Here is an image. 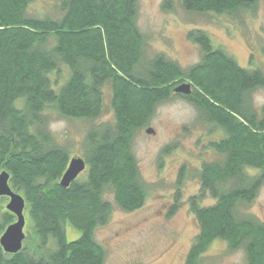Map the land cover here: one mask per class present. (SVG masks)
<instances>
[{
	"label": "trees",
	"instance_id": "trees-1",
	"mask_svg": "<svg viewBox=\"0 0 264 264\" xmlns=\"http://www.w3.org/2000/svg\"><path fill=\"white\" fill-rule=\"evenodd\" d=\"M35 1L0 0V173L25 199L31 222L21 252L5 258L0 250V264H104L94 240L111 212L104 193L125 212L142 206L134 132L158 104L176 97L172 91L182 82L193 87L183 99L223 133L209 146L218 159L200 165V190L188 200L198 233L184 264H200L215 240L229 253L243 251L246 264H264V223L236 214L264 185V105L256 109L251 99L264 90V69L239 67L198 30L187 36L201 52L196 65L182 69L160 54L146 59L137 0H53L54 12L41 17L28 13ZM257 2L181 0L188 13L216 15L248 11ZM106 87L112 121L86 132V176L61 189L70 157L46 130L49 112L94 122L104 112ZM207 198L213 203L204 205ZM12 220L2 215L0 234ZM65 227L79 237L67 242Z\"/></svg>",
	"mask_w": 264,
	"mask_h": 264
},
{
	"label": "rangeland",
	"instance_id": "rangeland-1",
	"mask_svg": "<svg viewBox=\"0 0 264 264\" xmlns=\"http://www.w3.org/2000/svg\"><path fill=\"white\" fill-rule=\"evenodd\" d=\"M56 4L53 0H36L28 13L36 17L50 16ZM136 26L144 41L146 59L160 54L182 69L196 65L201 52L187 36L190 31L198 30L239 67L264 69V0H258L251 10L222 15L188 13L182 8L181 0H137ZM60 70L63 79L67 70L64 67ZM104 93V112L94 122L65 119L49 112L46 130L55 145L66 150L70 158H83L84 137L92 126L112 121L107 87ZM251 99L254 108L260 109L264 105V90H256ZM147 122L134 132L131 147L145 189L142 206L125 212L117 206L110 191L104 193L111 212L107 223L94 231L95 242L105 252L104 264H184L198 233L188 200L200 190V165L218 159L209 146L220 140L223 133L177 96L158 104ZM148 128L155 131L154 136L145 134ZM181 168L184 173L178 185ZM85 176L86 171L79 178ZM7 202L6 198H0V221L2 215L8 213ZM212 203L209 198L203 202L204 205ZM174 205V212L169 215ZM236 214L264 223V185L250 205L237 207ZM23 215V231L28 238L31 222L27 206ZM14 221L15 218L12 223ZM6 227L3 226L1 234ZM65 233L67 242L80 235L70 227H65ZM1 255L8 258L2 251ZM201 256L200 264H246L243 251L229 253L227 244L221 240L212 242Z\"/></svg>",
	"mask_w": 264,
	"mask_h": 264
},
{
	"label": "water",
	"instance_id": "water-1",
	"mask_svg": "<svg viewBox=\"0 0 264 264\" xmlns=\"http://www.w3.org/2000/svg\"><path fill=\"white\" fill-rule=\"evenodd\" d=\"M173 92L174 94L188 96L191 94V85L181 84ZM145 134L154 135V130L148 128ZM85 168L86 163L83 159L78 157L71 158L59 180V187L61 189H67L85 171ZM9 178V174L5 171L0 173V198H6L8 200L5 209L15 218V221L7 226L0 236V249L4 254L16 255L21 252L23 241L25 240V234L23 232L25 218L23 212L26 202L20 194L11 189L9 186Z\"/></svg>",
	"mask_w": 264,
	"mask_h": 264
},
{
	"label": "flooded vegetation",
	"instance_id": "flooded-vegetation-1",
	"mask_svg": "<svg viewBox=\"0 0 264 264\" xmlns=\"http://www.w3.org/2000/svg\"><path fill=\"white\" fill-rule=\"evenodd\" d=\"M182 84H188V83H186V82H182ZM179 85H181V84H179ZM179 85H177L176 87H178ZM191 85V84H190ZM175 89V88H174ZM173 89V90H174ZM193 93V87H192V85H191V94ZM172 94L174 95V96H177V97H180V98H183V97H185V95H180V94H174V92L172 91ZM189 96V95H188ZM147 130V129H146ZM145 130V131H146ZM154 135H155V131H154ZM154 135H152V136H154ZM4 254V253H3ZM4 255H7V254H4ZM7 256H11V255H7Z\"/></svg>",
	"mask_w": 264,
	"mask_h": 264
}]
</instances>
